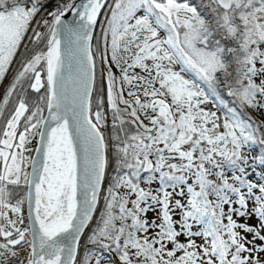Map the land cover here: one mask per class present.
Returning <instances> with one entry per match:
<instances>
[{
    "label": "snow or ice",
    "instance_id": "obj_1",
    "mask_svg": "<svg viewBox=\"0 0 264 264\" xmlns=\"http://www.w3.org/2000/svg\"><path fill=\"white\" fill-rule=\"evenodd\" d=\"M0 264H264V0H0Z\"/></svg>",
    "mask_w": 264,
    "mask_h": 264
}]
</instances>
